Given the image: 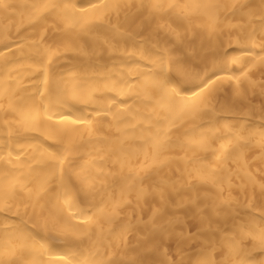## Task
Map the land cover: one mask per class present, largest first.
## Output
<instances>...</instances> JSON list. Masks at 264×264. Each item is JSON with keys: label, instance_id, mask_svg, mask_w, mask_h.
<instances>
[{"label": "bare ground", "instance_id": "6f19581e", "mask_svg": "<svg viewBox=\"0 0 264 264\" xmlns=\"http://www.w3.org/2000/svg\"><path fill=\"white\" fill-rule=\"evenodd\" d=\"M0 264H264V0H0Z\"/></svg>", "mask_w": 264, "mask_h": 264}]
</instances>
